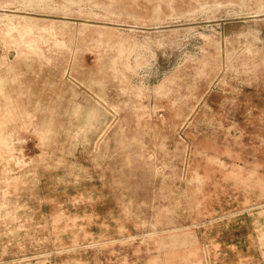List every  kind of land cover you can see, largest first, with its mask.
Returning <instances> with one entry per match:
<instances>
[{
    "label": "rangeland",
    "instance_id": "obj_1",
    "mask_svg": "<svg viewBox=\"0 0 264 264\" xmlns=\"http://www.w3.org/2000/svg\"><path fill=\"white\" fill-rule=\"evenodd\" d=\"M0 264H264V0H0Z\"/></svg>",
    "mask_w": 264,
    "mask_h": 264
},
{
    "label": "bare ground",
    "instance_id": "obj_2",
    "mask_svg": "<svg viewBox=\"0 0 264 264\" xmlns=\"http://www.w3.org/2000/svg\"><path fill=\"white\" fill-rule=\"evenodd\" d=\"M10 30V28H9ZM5 35H7L8 39H11V36L13 37V34L11 35V30L10 31H5ZM14 40V39H13ZM12 41V40H11ZM32 49V48H31Z\"/></svg>",
    "mask_w": 264,
    "mask_h": 264
}]
</instances>
